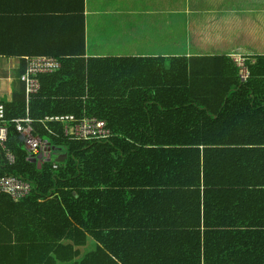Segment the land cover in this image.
Masks as SVG:
<instances>
[{"label": "trees", "instance_id": "trees-1", "mask_svg": "<svg viewBox=\"0 0 264 264\" xmlns=\"http://www.w3.org/2000/svg\"><path fill=\"white\" fill-rule=\"evenodd\" d=\"M83 4V48L43 52L61 69L39 76L29 103L22 83L3 103L0 177L33 190L0 192V264H236L212 257L226 246L210 222L242 186L235 177L264 179V0H185L186 50L126 58L87 57ZM51 116L105 122L111 137L69 139L44 124ZM28 118L50 159L18 133Z\"/></svg>", "mask_w": 264, "mask_h": 264}, {"label": "crops", "instance_id": "crops-1", "mask_svg": "<svg viewBox=\"0 0 264 264\" xmlns=\"http://www.w3.org/2000/svg\"><path fill=\"white\" fill-rule=\"evenodd\" d=\"M183 4L85 0L87 57H159L186 50L188 10ZM83 14V0H0V50L30 51L24 57L0 54V102L11 103L22 91L24 58L48 56L43 52L73 56L83 48ZM251 173L234 178L242 186L225 191L235 198L227 196L223 207L229 209L210 222L226 232L220 240L226 247L213 258L264 264V184H256L264 179ZM237 191L244 192V200L239 201Z\"/></svg>", "mask_w": 264, "mask_h": 264}, {"label": "built area", "instance_id": "built-area-1", "mask_svg": "<svg viewBox=\"0 0 264 264\" xmlns=\"http://www.w3.org/2000/svg\"><path fill=\"white\" fill-rule=\"evenodd\" d=\"M28 69L21 76V83L25 86L26 97L28 103L34 96H37L41 91L40 75L50 74L59 71L62 64L59 60L47 57L37 56L27 58ZM243 62V58H239ZM6 108L0 102V149H6V143L9 137V130L5 125ZM32 120L17 121V131L26 140L28 148L34 154L44 155L45 158L50 159L47 142H43L38 137L34 136L32 128ZM44 124H60L63 125L64 134L67 138L78 142L103 141L111 137L110 131L107 129L105 122L96 119L84 120L79 122L75 116H51L44 120ZM8 160L13 163L14 156L7 153ZM32 185L23 179L12 177H0V192L10 194L14 199L25 198L32 192Z\"/></svg>", "mask_w": 264, "mask_h": 264}, {"label": "water", "instance_id": "water-1", "mask_svg": "<svg viewBox=\"0 0 264 264\" xmlns=\"http://www.w3.org/2000/svg\"><path fill=\"white\" fill-rule=\"evenodd\" d=\"M53 150L55 151V149H53L52 147L49 146L48 151H49V153H50V158L52 157V153H51V152H52ZM37 160H38V158H37V159H33L34 162H37Z\"/></svg>", "mask_w": 264, "mask_h": 264}, {"label": "rangeland", "instance_id": "rangeland-1", "mask_svg": "<svg viewBox=\"0 0 264 264\" xmlns=\"http://www.w3.org/2000/svg\"><path fill=\"white\" fill-rule=\"evenodd\" d=\"M2 193H5V192H2Z\"/></svg>", "mask_w": 264, "mask_h": 264}]
</instances>
